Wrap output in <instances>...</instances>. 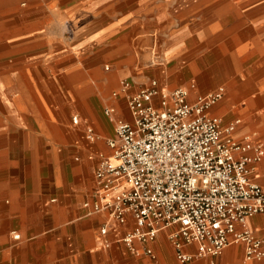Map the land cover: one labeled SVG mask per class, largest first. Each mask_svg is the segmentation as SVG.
Instances as JSON below:
<instances>
[{
    "label": "crops",
    "instance_id": "crops-1",
    "mask_svg": "<svg viewBox=\"0 0 264 264\" xmlns=\"http://www.w3.org/2000/svg\"><path fill=\"white\" fill-rule=\"evenodd\" d=\"M62 2L58 7L67 16L56 15L52 2H35L29 8L32 13L20 17L29 19V23L18 30L34 36L36 43L17 55V66H22L17 70L19 85L25 92L17 91L12 104L4 101L9 108L8 116L2 114V136L22 129L40 141L39 147L32 148V153H38L28 169L27 182L25 175L8 174L11 168L6 161L1 164L7 172L0 183V195H8L12 201L2 210L4 215H16L17 228L13 232L20 237L13 240L9 230L0 227V264H183L177 260L170 238L176 225L162 228L153 240L135 239L133 249L122 240L135 226L132 213H127L126 223L110 221L106 211L87 213L84 203L96 200L100 192L95 170L103 157L112 154L108 141L116 136L117 120L131 118L127 96L143 84L144 77L138 69L139 59L121 49L118 41L110 45L95 43L115 27L103 23L100 26L96 21L85 20L86 15H77L80 25L68 31L65 25L74 17L69 12L71 5L80 4L84 9L89 0ZM114 22L118 27V20ZM260 36L259 32L242 35L240 44L233 38V58L244 62L259 56V62L263 59L264 63V42ZM107 61L111 63L109 69L104 67ZM132 75L134 83L126 91L122 82ZM166 81L168 87L172 86L169 78ZM235 82L229 80L230 87ZM256 84L264 87V81ZM246 87L249 91L253 88L249 84ZM248 99L239 108L233 107L230 100L224 101L210 112L224 119H239L233 136L242 139L250 135L264 147V95H250ZM111 106L115 111L107 114L106 109ZM89 127L93 129V138L88 136ZM74 155L79 157L73 160ZM0 157L4 160L5 152ZM253 169L252 178L264 187V154ZM49 182L58 190L52 197L55 200L46 203V208V194L42 190ZM246 224L264 238V212L253 215ZM106 225L107 233H100ZM148 247L154 249L156 259L146 253ZM244 253L245 245L234 243L220 255L209 257L210 261L203 259L208 257H197L185 264H264V259L246 261Z\"/></svg>",
    "mask_w": 264,
    "mask_h": 264
},
{
    "label": "built area",
    "instance_id": "built-area-1",
    "mask_svg": "<svg viewBox=\"0 0 264 264\" xmlns=\"http://www.w3.org/2000/svg\"><path fill=\"white\" fill-rule=\"evenodd\" d=\"M130 86L122 82L126 91ZM192 94L188 86L161 87L156 78L128 93L131 118L117 120L116 136L108 141L112 154L95 170L99 197L84 203L87 213L106 211L119 223L132 213L135 226L122 240L133 249L135 239L153 240L162 228L176 225L170 238L183 264L216 257L234 243L245 245L246 261L264 259V238L246 224L264 212V187L252 178L263 144L250 135L235 138L240 120L224 123L210 112L224 97V86L193 100ZM87 132L94 137L91 127ZM108 230L106 225L101 233ZM146 253L157 258L151 247Z\"/></svg>",
    "mask_w": 264,
    "mask_h": 264
},
{
    "label": "rangeland",
    "instance_id": "rangeland-1",
    "mask_svg": "<svg viewBox=\"0 0 264 264\" xmlns=\"http://www.w3.org/2000/svg\"><path fill=\"white\" fill-rule=\"evenodd\" d=\"M89 1L88 7L84 9L80 4L71 5L69 12L74 17L70 19V23H66V28L71 32L78 28L80 19L76 18L77 15L80 18L86 15L85 20L91 19L100 26L103 23L102 25L115 27V30L107 32L95 43L110 45L118 41L117 45L121 49L134 53L136 59H139L138 69L144 77L143 84L156 78L161 87L188 86L193 93L191 100L199 93L224 86L225 95L211 107V112L224 101L230 100L233 107L239 108L249 100L250 95H264V87L256 84L264 81L263 59L259 62V56H253L240 62L236 57L233 58L232 50V39L236 38L240 44L242 35L252 36L259 32L264 42V0ZM35 2H52L57 10L54 12L56 15L67 16L65 10L58 7L63 3L62 0H0V154L5 152L6 155L4 160L0 157V183L7 172L1 167L2 161H6L11 168V173L8 174L17 177L25 175V181L30 164L38 153H32L33 147H39L40 139L36 135L15 129L2 136L1 120L2 114L8 116L9 107L4 101L12 104L17 97V91L22 89L25 92L24 87L19 85L17 70L22 66H17V55L20 50L33 48L36 40L31 34H21L22 30L18 29L29 23V19L20 17L29 16L32 13L29 8ZM12 4L16 5L12 8ZM117 20L118 27L114 22ZM173 43H176L177 50L174 48L171 54ZM104 67L109 69L110 61L105 62ZM132 77L133 75L123 82L134 83ZM166 78L171 80L172 86L168 87ZM231 79L236 80L233 87L229 85ZM248 84L253 87L250 91L246 87ZM235 87L234 91H238L232 93ZM222 118L224 123L231 121ZM47 144V149H50V141ZM77 157L79 156L74 155L72 159L76 160ZM49 172L52 170L49 169ZM32 184L33 182L29 184V188ZM57 190L50 182L43 187L42 192L46 194L43 199L44 207L47 208L46 203H53L52 197ZM11 203L8 195H0V227L4 226L9 230L11 239L14 240L16 215H4L2 210L4 205ZM46 227H49V223ZM203 259L211 260L209 257Z\"/></svg>",
    "mask_w": 264,
    "mask_h": 264
},
{
    "label": "bare ground",
    "instance_id": "bare-ground-1",
    "mask_svg": "<svg viewBox=\"0 0 264 264\" xmlns=\"http://www.w3.org/2000/svg\"><path fill=\"white\" fill-rule=\"evenodd\" d=\"M232 90H233V91H232V93H234V92H237V91H238V90H237V91H234V90H236V87H235V89H232ZM34 101H35V100H34ZM254 106H255V105H254Z\"/></svg>",
    "mask_w": 264,
    "mask_h": 264
}]
</instances>
